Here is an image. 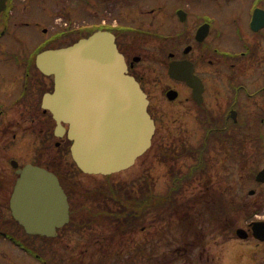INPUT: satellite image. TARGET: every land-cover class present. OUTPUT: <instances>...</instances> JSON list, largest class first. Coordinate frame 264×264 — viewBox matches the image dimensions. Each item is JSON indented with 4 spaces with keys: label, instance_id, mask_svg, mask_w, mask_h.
<instances>
[{
    "label": "flooded vegetation",
    "instance_id": "af4514ba",
    "mask_svg": "<svg viewBox=\"0 0 264 264\" xmlns=\"http://www.w3.org/2000/svg\"><path fill=\"white\" fill-rule=\"evenodd\" d=\"M101 29L114 33L156 125L143 154L149 168L138 175L153 188L148 226L140 227L139 213L124 211L123 194H98L119 180L78 179L69 125L61 129L44 105L55 76L39 67V55ZM0 64V264H109L113 258L124 264L126 250L146 243L144 264H224L192 258L191 250L203 243L190 240L173 249L177 258H156L158 161L169 166V186L177 192L183 182L213 186L212 199L229 202L231 218H247L244 240L259 255L238 262L264 264V239L255 235L264 222L254 225L264 221V0H7L0 14ZM172 64L180 71L171 73ZM29 164L58 177L68 221L61 223L44 189L37 209L27 203V188L18 196ZM238 169L249 187L242 199L233 192Z\"/></svg>",
    "mask_w": 264,
    "mask_h": 264
},
{
    "label": "water",
    "instance_id": "95a60500",
    "mask_svg": "<svg viewBox=\"0 0 264 264\" xmlns=\"http://www.w3.org/2000/svg\"><path fill=\"white\" fill-rule=\"evenodd\" d=\"M5 5L6 0H0V12ZM38 64L46 73L56 75V90L46 105L60 122L70 123L73 157L84 171L122 170L149 147L155 125L147 109V95L128 74L113 33L97 31L66 48L46 51ZM29 173L46 180L45 193L47 187L52 189L46 193L52 197L49 201L56 203L61 220H67V197L57 177L40 167L29 169ZM31 176L25 175L23 180L31 181ZM32 225L33 230L42 231ZM239 233L244 236L243 229Z\"/></svg>",
    "mask_w": 264,
    "mask_h": 264
},
{
    "label": "rangeland",
    "instance_id": "374dc122",
    "mask_svg": "<svg viewBox=\"0 0 264 264\" xmlns=\"http://www.w3.org/2000/svg\"><path fill=\"white\" fill-rule=\"evenodd\" d=\"M46 2L50 3L52 2V0H46ZM148 157H149L148 154L140 157L139 160L132 167H130L126 171H120V172L114 173L112 177L115 180L121 179L125 181L132 180L133 178L138 177L139 174L141 175L145 173L147 171V168H149ZM162 159L166 161L163 156H162ZM161 163L163 162L158 161L159 166L157 167V171L160 174L158 175V182H157V187H156L157 191L160 192V194L168 191L167 189L170 183V176L168 175V172H170L169 166L161 164ZM234 172H236V170ZM221 176L226 177V175H224L222 171H221ZM95 177L103 178L102 176H91V175H86L83 173L78 174V179L84 180L85 182L87 180L91 181L95 179ZM235 177H236V180H235L236 182H233L234 183L233 192H236L238 194V197L242 199L244 197L245 191L249 187H247L244 183H241L239 179L240 177L239 169L237 170ZM217 184L218 183H215V185ZM182 187H183V193L182 194H180L181 192L179 194L176 193L174 194V196L177 195L178 199L182 200L183 202L187 200L193 201V199L196 198L197 196L202 197V195H205V191L206 192L216 191L215 187L213 186H210L208 188L201 187L200 185H198V183L185 184L183 182ZM219 187L224 189V186H221V184L219 185ZM183 197L185 199H183ZM226 200H228V198ZM220 203H221V206H218L217 204L214 203L215 205H213L211 209H206L205 211L201 209V211L203 212V218L207 221V226L209 227L205 229V232H204L205 238H204L203 245L200 248H195L191 250L190 252L191 257L206 259L207 257L213 258L216 256L217 258L221 259L224 264H239L238 260L247 259V258H251V259L257 258L259 254L257 252H253L251 248V244H250L251 242L244 240V239L236 238V237L230 240H227V241H223V239L225 238V235H227L230 232L228 231V228L231 227L236 230L237 227H240V226L245 227L247 218H237V217L231 218L230 216L225 217V215L228 214L226 212L230 211L229 205L223 202H220ZM109 204L114 205L115 202L109 203ZM184 205H185L186 212H187V209L189 207L186 203H184ZM198 207L199 205H197V208ZM190 212L192 213V210ZM170 213H172L171 215H173V213H176V211H173V208H172L170 209ZM169 217L171 218V220L174 221V225H172L173 228L171 229L172 235H169L171 239L170 240L171 243L167 244L166 243L167 241L161 239L160 238L161 235L158 234L156 251H155L156 258L158 260L161 258L163 259L170 258L173 253V251L171 250H173V248H175L179 243H183V240H181L182 239L181 232L176 225V220L174 216L169 215ZM168 220L166 219L164 222L159 223L158 225L159 229L157 231L158 233L161 231V228L167 227L169 225ZM196 221L199 222L198 219H196ZM124 226H127V222L124 223ZM144 237H145V232L140 231L139 239L141 240V242L143 241ZM78 238H80V236H78ZM193 238H194L193 235H191L190 239H193ZM134 246L138 247L137 244H134ZM203 247L205 248L204 251H202ZM149 253H150V250H149V246L147 243L145 245L141 244V247L139 250L138 249H135V251L126 250L125 255H124V264H134V261L137 262V264H144L143 259H147ZM173 257H176V256L172 255V258ZM109 264H117L116 259L113 258V260L110 261Z\"/></svg>",
    "mask_w": 264,
    "mask_h": 264
},
{
    "label": "trees",
    "instance_id": "16d2710c",
    "mask_svg": "<svg viewBox=\"0 0 264 264\" xmlns=\"http://www.w3.org/2000/svg\"><path fill=\"white\" fill-rule=\"evenodd\" d=\"M142 200H141V204H140V210L141 211H143V210H145V211H148L149 210V200H148V198H147V200L146 201H143L144 199L143 198H141ZM133 210H137V209H133ZM139 210V211H140ZM191 220V219H190ZM189 227H192V224L191 223H189V225H188ZM198 226V225H197ZM194 235H198V232H195L194 233ZM228 236H230V234H227L226 235V237H228Z\"/></svg>",
    "mask_w": 264,
    "mask_h": 264
}]
</instances>
